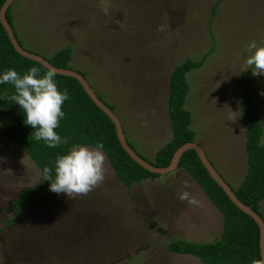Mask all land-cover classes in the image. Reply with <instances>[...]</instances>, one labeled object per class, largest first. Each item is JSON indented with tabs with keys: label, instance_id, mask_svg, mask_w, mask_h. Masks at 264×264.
Segmentation results:
<instances>
[{
	"label": "rangeland",
	"instance_id": "1",
	"mask_svg": "<svg viewBox=\"0 0 264 264\" xmlns=\"http://www.w3.org/2000/svg\"><path fill=\"white\" fill-rule=\"evenodd\" d=\"M139 1L123 10L110 0H92L93 17L82 18L75 8H55L58 0H15L11 13L25 48L47 55L73 47V65L91 74L92 88L97 84L117 106L126 139L148 160L171 137V69L186 58H204L186 73L184 104L195 141L237 187L247 166L239 95L249 82L258 86L253 103L264 141V77L241 71L244 45L264 40V0ZM40 180L39 169L0 122V264H202L166 244L221 234V212L181 168L128 188L105 157L104 179L86 194L70 199L47 186L25 214L15 215L18 191L36 188ZM184 182L198 205L176 198Z\"/></svg>",
	"mask_w": 264,
	"mask_h": 264
},
{
	"label": "trees",
	"instance_id": "2",
	"mask_svg": "<svg viewBox=\"0 0 264 264\" xmlns=\"http://www.w3.org/2000/svg\"><path fill=\"white\" fill-rule=\"evenodd\" d=\"M3 1L0 0V6ZM86 1L58 0L55 8H59L61 11H63L62 9L72 11L75 8L81 12L82 18H87L88 14L91 18L95 10L92 7L94 5L92 0H90L91 3ZM110 1L114 6L117 5L123 10L129 5L140 6L142 4L139 0H120L121 2L118 3L116 0ZM13 2L7 8L5 17L13 28L18 43L24 47L23 39L14 27L11 13ZM214 10L215 5H213L211 12L213 13ZM25 49L38 54H40L38 51H41L39 49ZM47 55L42 56L57 67L75 69L86 78L89 84V80L93 79L91 74L89 75L84 69L73 65V47L70 44L59 47ZM203 60L204 58L198 60L186 58L171 69L167 79L166 92V108L171 137L155 151L153 159L145 158L127 140L128 144L141 157L154 165H167L178 146L187 141H195L196 131L191 127V112L184 104L189 87L186 73L199 67ZM32 66L40 69V75L48 70L39 62L17 53L0 23V71L11 68L17 73H23ZM54 80L58 90H67L68 92V99L61 105V110L65 115L59 121L55 131L62 137L70 138L68 144L58 145L55 148H49L42 141L33 139L31 127L23 123L22 110L9 99L13 91L12 86L9 84L0 85V122L8 135L24 150L39 169L41 175L40 183L36 188L24 187L18 191L12 208L15 215L25 214L32 207L38 194L49 185V182L43 179L42 167L47 165L51 168L55 157L66 152L73 144L93 147L96 141H101L104 144L105 157L114 170L117 179L128 188L144 179L157 178L162 175L145 169L128 155L117 139L112 121L91 100L76 78L55 73ZM94 86L96 90H93L97 96L119 117L120 113L116 109L117 106L103 98L98 91L97 84ZM257 91L258 86L249 82L242 88L239 95V109L245 129L244 146L247 166L241 182L237 187L231 186V188L243 203L249 205L264 219V214L261 211V201L264 199V141L261 140L263 127L253 103ZM177 168L183 169L195 180L208 199L221 212L222 230L219 237L207 241L171 238L166 244L167 249L177 254L194 255L200 259L202 264H252L253 260L260 258L257 224L229 199L209 175L195 150H186L181 155ZM119 264L127 263L121 262Z\"/></svg>",
	"mask_w": 264,
	"mask_h": 264
},
{
	"label": "clouds",
	"instance_id": "3",
	"mask_svg": "<svg viewBox=\"0 0 264 264\" xmlns=\"http://www.w3.org/2000/svg\"><path fill=\"white\" fill-rule=\"evenodd\" d=\"M244 52V67L241 71L249 70L253 76L264 77V40L260 43L248 41L244 45ZM54 76L55 71L51 68L40 75V69L36 66L23 73L11 68L0 71V85L12 86L9 99L22 110L23 123L31 127L33 139L42 141L49 148L68 144L70 139L55 131L59 121L64 118L61 105L68 99V92L57 89ZM259 94L264 95V92ZM104 161V144L101 141H96L93 147L73 144L66 152L55 157L51 168L47 165L42 167V176L49 182L51 191L63 192L71 199L73 193L86 194L104 179ZM187 188V182H184L176 198L198 205L199 201ZM252 264H264V258L253 260Z\"/></svg>",
	"mask_w": 264,
	"mask_h": 264
},
{
	"label": "water",
	"instance_id": "4",
	"mask_svg": "<svg viewBox=\"0 0 264 264\" xmlns=\"http://www.w3.org/2000/svg\"><path fill=\"white\" fill-rule=\"evenodd\" d=\"M13 2V0H4L3 3L0 6V23L5 29L7 36L14 48V50L19 53L20 55L27 57L29 59H32L34 61L39 62L47 69L51 68L55 71L57 74L67 75L76 78L81 86L83 87L84 91L88 94V96L91 98V100L109 117V119L112 121L114 127L117 139L122 146V148L128 153V155L136 161L138 164H140L145 169L154 172V173H160V174H167L169 172L174 171L177 168L179 159L181 155L188 149H193L197 153L201 163L204 165L205 169L209 173V175L214 179V181L222 188V190L226 193V195L229 197V199L243 212L248 214L257 224L258 226V245H259V253L260 257L264 258V219L261 215H259L255 210H253L249 205L243 203L234 193L231 186L228 184V182L220 175V173L216 170L214 165L211 163L209 158L206 155V152L204 148L197 143L196 141H187L182 143L180 146H178L175 151L173 152V155L170 159V162L165 166H157L149 161H147L145 158L141 157L127 142L124 129L121 123L120 118L118 115L110 109L107 104L101 100L96 92L93 90L91 85L88 83L86 78L72 68H66V67H57L53 65L51 62H49L44 56L41 54L29 51L25 49L23 46H21L17 38L14 34L13 28L7 21L5 17V12L9 5Z\"/></svg>",
	"mask_w": 264,
	"mask_h": 264
}]
</instances>
